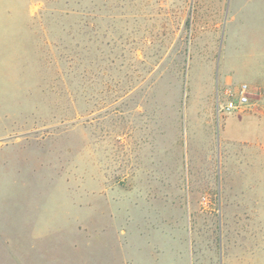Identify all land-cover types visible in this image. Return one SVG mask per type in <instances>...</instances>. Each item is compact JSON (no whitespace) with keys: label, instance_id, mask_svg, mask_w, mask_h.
Here are the masks:
<instances>
[{"label":"rangeland","instance_id":"1","mask_svg":"<svg viewBox=\"0 0 264 264\" xmlns=\"http://www.w3.org/2000/svg\"><path fill=\"white\" fill-rule=\"evenodd\" d=\"M230 1L0 0V264H264V8Z\"/></svg>","mask_w":264,"mask_h":264},{"label":"built area","instance_id":"2","mask_svg":"<svg viewBox=\"0 0 264 264\" xmlns=\"http://www.w3.org/2000/svg\"><path fill=\"white\" fill-rule=\"evenodd\" d=\"M250 86L247 83H241L236 86H229L224 92L225 101L221 106V111L226 113L243 112L251 103Z\"/></svg>","mask_w":264,"mask_h":264},{"label":"crops","instance_id":"3","mask_svg":"<svg viewBox=\"0 0 264 264\" xmlns=\"http://www.w3.org/2000/svg\"><path fill=\"white\" fill-rule=\"evenodd\" d=\"M230 2L232 6L235 5L237 7H246L244 11H246L249 7L264 8V0H231Z\"/></svg>","mask_w":264,"mask_h":264}]
</instances>
